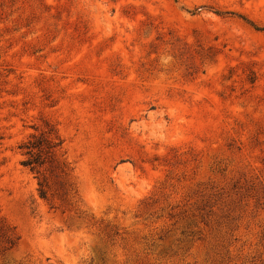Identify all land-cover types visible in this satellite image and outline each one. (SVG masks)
Here are the masks:
<instances>
[{"label":"rangeland","instance_id":"rangeland-1","mask_svg":"<svg viewBox=\"0 0 264 264\" xmlns=\"http://www.w3.org/2000/svg\"><path fill=\"white\" fill-rule=\"evenodd\" d=\"M0 264H264V0H0Z\"/></svg>","mask_w":264,"mask_h":264},{"label":"trees","instance_id":"trees-1","mask_svg":"<svg viewBox=\"0 0 264 264\" xmlns=\"http://www.w3.org/2000/svg\"><path fill=\"white\" fill-rule=\"evenodd\" d=\"M54 148L60 146V143H52ZM43 147V142L40 139H34L33 141H30L29 143L25 144L22 148L26 150V156H28V159L24 161L23 165L30 169L31 172L40 174V168L43 166V163L41 162V151ZM40 196L42 199L48 198V191L45 189V185L43 182H40Z\"/></svg>","mask_w":264,"mask_h":264}]
</instances>
